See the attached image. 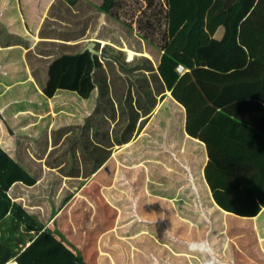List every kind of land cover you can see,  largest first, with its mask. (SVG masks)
<instances>
[{"label": "crops", "instance_id": "0c3cea01", "mask_svg": "<svg viewBox=\"0 0 264 264\" xmlns=\"http://www.w3.org/2000/svg\"><path fill=\"white\" fill-rule=\"evenodd\" d=\"M171 3L169 0L167 4L163 45L175 38L189 15L197 10L193 0H180L175 9ZM257 3L258 0H228L224 4L223 0H212L206 13L211 9L214 12L202 26L211 34L210 43L222 45L214 46V54L200 56L201 23H195L182 52L195 62L199 58L201 63L189 69L167 56L162 44H151L124 23L130 30L128 36L123 20L114 15V10L112 18L100 10L102 0H97L95 6L92 0H0V146L38 179L33 187L50 172L47 185L50 189L52 183H59L57 200L63 189L74 192L48 227L82 261H109L103 248L109 246L105 237L114 229L100 232L97 245L78 243L73 231L59 228L70 222L68 211L83 202L91 206L99 198L109 202L115 185L148 187L155 178H166L154 175L155 169H182L189 161V166L200 169L213 204L228 219L217 224V229L229 230L226 233L230 246L225 257L227 252H237L234 248L239 241L249 250L247 253L242 248V253L247 254H242V259L262 264L258 261H264V208L255 217L224 211L215 202L205 176L210 162L212 175H216L213 184L264 186V63L250 58L248 48V42L251 45L261 41L258 34L252 33L262 28L261 14L258 21L248 25ZM222 8L231 9L220 14ZM102 13L106 14L103 23ZM91 43L95 44V55L87 50ZM80 51H88L101 62L89 99L62 90L48 99L43 90L50 81L52 61ZM112 54L119 55V60L105 58ZM64 73L60 71L59 75ZM70 78L74 85V76ZM225 111L229 114H220ZM96 124L102 125L103 132L109 131L108 139L97 134ZM65 137L75 138L76 142L62 146ZM144 160L150 174L146 173L139 183L135 179L145 166L141 164ZM151 189L147 201L160 196L164 202L170 200ZM49 194L38 191L16 193L14 197L30 213L40 212V218H49L56 207ZM244 194L246 191L240 195ZM114 209L119 219L132 218L131 210L123 215L119 206ZM230 218L238 220L235 226H231ZM115 232V242H121L120 230ZM29 238L28 234L23 237V251L31 245ZM84 244L94 250L95 259L90 253L83 255Z\"/></svg>", "mask_w": 264, "mask_h": 264}, {"label": "rangeland", "instance_id": "374dc122", "mask_svg": "<svg viewBox=\"0 0 264 264\" xmlns=\"http://www.w3.org/2000/svg\"><path fill=\"white\" fill-rule=\"evenodd\" d=\"M92 1L95 6L97 0ZM179 3L180 0H172L173 9L179 8ZM167 4H169V0H118L113 13L132 30L134 29L135 34L137 31V35H143L149 39L151 44L154 45L157 42L158 47H161L168 12ZM179 21L180 19L177 20V23ZM141 164L145 166L143 169L138 168L135 179L139 183L145 178L146 173L150 174L149 171L147 172L145 160L141 161ZM153 173L154 175H165L166 178H155L149 184L150 189L149 186L140 184L136 186L115 185L110 191L111 195L108 196L109 202L101 201L99 198L90 203L94 208L88 202H79L81 203L79 206H74V209L68 211L71 214L68 216L70 222L59 228L66 232L73 231L74 234L70 235L78 243L88 242L97 245L101 241L100 232L109 233L114 229V233L105 237L109 246L103 248L113 261L108 258L109 261L91 260L84 261L85 263L153 264L155 260L156 264H203L204 258L199 253L190 251L187 245L191 241L205 238L210 239L222 264H252L254 262L242 259L244 255H247L242 253V248L247 249L248 247H242L239 241L237 242L238 247L234 248L236 253H226L231 261L225 257L224 254L230 246L227 243L229 236L226 233L227 231L229 233V230L217 229V224L219 222L225 223V219H228L213 204L209 190L203 182L200 169H195L193 165L189 166L188 161L182 169H166L163 172L155 169ZM120 175L124 176L125 173ZM151 187H153V192L165 194L170 200L164 202L161 200V196H155L157 197L155 201H150L151 197L147 201V194H152ZM115 192H118L119 196ZM51 195L56 200L57 193L52 190ZM60 200L61 198L56 202L59 203ZM55 205L57 206V204ZM115 206L121 208L120 212L122 211L123 215H128L127 210H131L132 218L128 216L119 219V215L116 217L117 212L115 209L113 210ZM201 213L208 219L204 220ZM230 221L232 222L231 226H235L238 222L234 218H230ZM125 222H127L126 224L129 223L128 226ZM117 228L120 230L119 235L122 239L121 242L118 240L116 243L115 238H117L118 233L115 231ZM204 229L206 232H203ZM166 232L167 234H165ZM230 233L233 234L232 231ZM83 246V255L87 256L90 253L91 259H95L94 250L86 244ZM224 246L225 250L223 249ZM92 247L94 246L92 245ZM247 253H249L248 249ZM258 262L264 264V261Z\"/></svg>", "mask_w": 264, "mask_h": 264}, {"label": "trees", "instance_id": "16d2710c", "mask_svg": "<svg viewBox=\"0 0 264 264\" xmlns=\"http://www.w3.org/2000/svg\"><path fill=\"white\" fill-rule=\"evenodd\" d=\"M117 1L102 0L100 10L108 13L109 18H112V10H115ZM193 1L197 7L196 13L189 15L186 24L180 29L175 38L171 41L164 42L163 45V51L167 56L172 58L177 64L185 65L189 69L201 63L199 58L195 62L182 52L187 46L188 32L195 23H201L198 34L199 46L201 47L200 56L204 57V54L210 55V53L212 55L216 51L214 46L222 45L220 43H210L211 34H208L202 26L203 21L206 18H210V13L214 12V9H211L208 11V14L206 13L212 4V0ZM223 3H228V0H223ZM230 9L222 8L219 13H226ZM260 14L263 21L261 23L262 28L259 32L252 33L258 34V39L262 42L260 41L259 44L253 43L251 45L248 42V48L250 58L264 63V0H258L257 5L253 8L248 18V25L252 21H258ZM123 28L127 31L128 36H131L130 30L124 23ZM74 55L64 56L52 61L50 66V81L43 90V93L48 99H52L61 90L76 92L82 99H89L91 93L95 90V73L101 65L99 58H92L88 51L84 53L80 51ZM105 58L118 61L119 55L112 54ZM61 67L64 68L65 73ZM53 70L55 74L52 73ZM60 71L64 75H59ZM73 72L74 74H72ZM71 75L75 78L74 85L70 84L72 80L70 78ZM84 85L85 90L83 88ZM220 114L224 115L229 113L225 111ZM96 126L99 128L97 129V134L108 139L109 131L103 132L104 128L102 125L96 124ZM70 142H76V139H66L65 137L62 141V146L70 145ZM93 145L98 146L94 142ZM107 153L109 155L110 150ZM102 163L103 160H101L100 165ZM212 169V163L209 162L205 168V176L209 183V188L213 193V198L221 209L229 213L247 217H255L262 211L264 208V186H259L256 183L248 184V186L244 187H232L227 184L216 185L212 183L216 176L212 175ZM95 171L93 170V172ZM49 179L50 172L39 185L33 187L36 185L38 179L34 178V175L0 146V264H9L13 259L16 260L15 262L17 264H86L79 256L71 250H68L58 241L52 230L48 227V224L58 213V210L74 197V192L63 189L60 194V202L52 209V213L47 219L45 217L40 218V212L39 214L30 213L24 207V203L17 201V197H14L16 193L28 195L29 193L36 194L39 191V193L45 195L50 193L52 203L57 204V199L55 200L51 192L53 190L57 193L59 187L57 184L59 183L56 184L55 181L52 183L51 188L48 189L47 184ZM242 191H246V194L240 195ZM242 208H247V210H242ZM26 234L30 237L29 242H31V245L23 251L21 246L25 243L23 237Z\"/></svg>", "mask_w": 264, "mask_h": 264}, {"label": "clouds", "instance_id": "9594fccd", "mask_svg": "<svg viewBox=\"0 0 264 264\" xmlns=\"http://www.w3.org/2000/svg\"><path fill=\"white\" fill-rule=\"evenodd\" d=\"M106 14H101V23L104 22L103 18ZM201 216L204 220H207V216L201 213ZM167 234V232L165 233ZM188 248L194 253H199L200 256L204 258L203 264H222V261L218 257L217 251L214 249L210 239H200L191 241L188 243ZM153 264H156V261H153Z\"/></svg>", "mask_w": 264, "mask_h": 264}, {"label": "water", "instance_id": "95a60500", "mask_svg": "<svg viewBox=\"0 0 264 264\" xmlns=\"http://www.w3.org/2000/svg\"><path fill=\"white\" fill-rule=\"evenodd\" d=\"M87 50H89L92 54H97V51L95 50V44L94 43H91L89 46H88V48H87Z\"/></svg>", "mask_w": 264, "mask_h": 264}, {"label": "bare ground", "instance_id": "6f19581e", "mask_svg": "<svg viewBox=\"0 0 264 264\" xmlns=\"http://www.w3.org/2000/svg\"><path fill=\"white\" fill-rule=\"evenodd\" d=\"M9 264H17V263H15V262H12V263H9Z\"/></svg>", "mask_w": 264, "mask_h": 264}]
</instances>
